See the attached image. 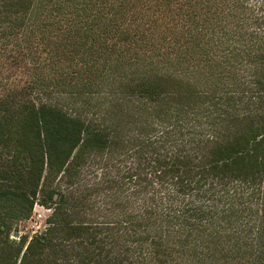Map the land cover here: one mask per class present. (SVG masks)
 Wrapping results in <instances>:
<instances>
[{
	"label": "trees",
	"instance_id": "16d2710c",
	"mask_svg": "<svg viewBox=\"0 0 264 264\" xmlns=\"http://www.w3.org/2000/svg\"><path fill=\"white\" fill-rule=\"evenodd\" d=\"M145 255L264 264V0H0V264Z\"/></svg>",
	"mask_w": 264,
	"mask_h": 264
},
{
	"label": "rangeland",
	"instance_id": "374dc122",
	"mask_svg": "<svg viewBox=\"0 0 264 264\" xmlns=\"http://www.w3.org/2000/svg\"><path fill=\"white\" fill-rule=\"evenodd\" d=\"M245 65V64H244ZM52 209L45 208L40 205H35L33 210V214L30 219L23 221L17 228V233L13 235L11 238L13 240H18V237H26L28 241L32 239L35 235H40L43 233L47 228V219L52 214ZM210 261V260H208ZM94 263V261H92ZM129 264H157L155 261L149 256H133L129 260ZM202 264H254L251 262H246L242 260L237 261H224V260H217L215 262H204Z\"/></svg>",
	"mask_w": 264,
	"mask_h": 264
}]
</instances>
